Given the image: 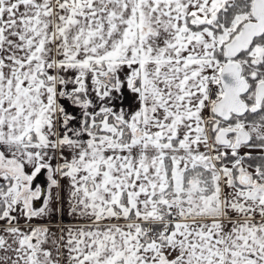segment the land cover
Wrapping results in <instances>:
<instances>
[{
  "label": "snow or ice",
  "instance_id": "1",
  "mask_svg": "<svg viewBox=\"0 0 264 264\" xmlns=\"http://www.w3.org/2000/svg\"><path fill=\"white\" fill-rule=\"evenodd\" d=\"M0 264H264V0H0Z\"/></svg>",
  "mask_w": 264,
  "mask_h": 264
}]
</instances>
